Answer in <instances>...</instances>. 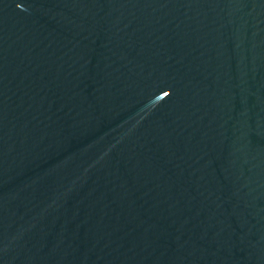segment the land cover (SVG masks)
<instances>
[{
    "label": "water",
    "instance_id": "obj_1",
    "mask_svg": "<svg viewBox=\"0 0 264 264\" xmlns=\"http://www.w3.org/2000/svg\"><path fill=\"white\" fill-rule=\"evenodd\" d=\"M0 264H264V0H0Z\"/></svg>",
    "mask_w": 264,
    "mask_h": 264
}]
</instances>
